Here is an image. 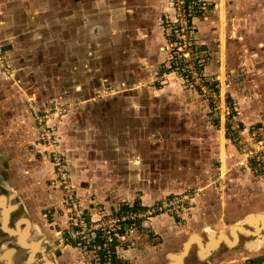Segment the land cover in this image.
<instances>
[{
    "label": "crops",
    "instance_id": "crops-1",
    "mask_svg": "<svg viewBox=\"0 0 264 264\" xmlns=\"http://www.w3.org/2000/svg\"><path fill=\"white\" fill-rule=\"evenodd\" d=\"M68 1L66 8L62 6L66 13L71 14L68 19L63 20V25L67 27L70 23V26L76 30L78 36L75 40L76 46H83L81 35H84V31L89 33L91 31L92 34L93 30L98 31V28L101 32H106L110 27H113L112 29L124 27L125 36L136 38L145 53L157 54L163 51L165 47L163 42H167L161 39V35L167 31L164 28V22L175 18L171 0ZM206 2L209 12L199 15L194 20L198 36L199 58L201 64L206 65L205 74L218 76L222 69L225 70L222 78L223 88L227 91L234 114L245 133H248L252 129H258L261 125L264 126V0H206ZM222 10L223 12L225 10V22L220 21L222 30H219L217 17L219 11ZM121 18L124 21H121ZM96 19V25L93 22L89 23ZM23 20L28 27L27 31L32 30V25H34L32 16L26 13ZM120 22L124 23L123 26ZM51 25V19H45L44 28L41 31L48 30ZM14 33V27L7 29L9 38L12 37L9 42L10 46L0 44V54L7 62V69L12 72L11 80L22 67V64L19 65L16 61L20 58L26 60L29 57L25 58L22 51L24 50L26 54L31 51V42L23 40L24 45H20L21 40L15 41ZM24 33L28 36L27 39L35 31ZM146 35L153 39L157 36L159 40L149 42L139 37ZM66 38L68 37L66 36L64 40ZM158 45L161 46L160 49ZM120 46L115 44L113 48L119 50ZM77 49L72 52L76 53ZM217 51L220 57L215 63L213 58ZM227 52L231 53L229 62H226ZM91 53L93 55V52ZM69 59L68 56L63 60L55 58L54 63H56L53 66L58 67L62 61L66 60L63 63L64 67H71L74 63L69 62ZM92 59L94 55L89 56V60ZM161 59L162 57L157 55L155 60L150 57L144 62L154 67ZM167 62L168 59L165 64L163 62L158 65L157 70L162 71ZM147 63H145L146 66ZM78 68L84 75L83 70H86L87 75L82 80V84L73 83L76 93L72 101H85L83 104L80 103V106L70 103L58 128L61 145L66 154L67 168L84 215L103 210L116 212L126 209V205L134 204L132 200L136 195H141L145 205L150 207L160 202L159 197L176 194L178 190L183 189L184 183L191 184V180L202 178L203 172L198 173L191 163L194 165L198 163L199 161L196 160L201 158L209 148H216L219 142L213 144L210 137L205 136L207 130L213 134V127L208 123L211 115L207 116L205 113L208 107L201 97L192 95L185 89L186 86L181 76L166 79L160 84L159 90L155 86L156 89L150 88L146 94L143 90L137 92L133 88V86L149 82L151 78L145 77L144 74H142L143 77L141 76L142 79H131V82L126 78L117 79L119 77L111 80L108 76L109 80H105V83L112 84L114 87L104 94L101 86L98 85V78L95 77V67L84 63ZM46 76V79L41 78L38 83H43L45 92L40 89L39 85L29 90V95L34 93L33 95L37 97L35 103L38 111H44L45 105L47 107L51 105V102L42 100L44 99L42 93L52 98V92H58V88L53 83L50 88V75ZM3 77L0 69V92H2L0 98L3 100L0 108L9 111L5 115H0V180H3V185L8 192L7 198L13 195L9 200L14 212L9 221V228L15 234L11 232V236H7L6 231L0 232V264H26L28 258H25L31 253L33 254L32 261L42 256V259L35 264H96L87 255L86 259H82L85 253L73 243L59 242L69 219L68 214L64 213L61 208L62 193L51 190L54 175L50 165L40 163L35 167L34 163H25L13 156L17 147L20 150L24 148L20 147L21 139L13 137V140L9 138V133L11 135L15 132L19 133L24 142L29 138L31 142L34 139L36 141V135L35 129L33 133L31 132L33 131L32 126H29L30 131H26L27 126L31 121L33 123V120L28 116L29 112L25 102L19 101V98L17 101L14 100L5 89L15 90L17 84H21V80L18 78L15 83H11L10 80L5 85L1 81ZM149 84L153 85L151 81ZM80 91L82 92L79 93ZM22 93H25L22 95H27L28 92ZM201 110L205 111L202 115ZM165 112L168 113L167 117H165ZM151 117H157L156 121L150 120ZM165 132H168L166 135L170 132L176 133L178 138L176 136L177 139L175 141L173 139L171 144L168 141L159 142L165 139ZM150 135L154 136L156 141L158 140L151 144L153 148L155 146V150L148 149ZM31 149L37 150L34 144ZM191 168L195 170V173L191 174ZM157 176L161 178L154 180ZM147 177L151 180L150 187L140 181ZM162 178L170 181L168 186H161ZM203 180L207 184L203 186L202 182L194 190L203 193L195 196L198 205L193 209L191 220L187 223L192 231H200L201 228L207 227V232L212 235L216 233L214 231L221 229L220 232H226V236L229 237L227 232L235 234L236 230L239 232L245 230L242 225L247 224L249 214L253 217L257 214L261 217L250 220L254 221L256 226L261 227V223H264V194L261 195L264 182L261 180L264 179L257 181L255 177L234 178L230 176L226 180L227 185L224 184V188L219 191L218 188L208 185L210 179ZM118 182L124 185L123 190L127 192H122V189L115 190ZM178 184H181L182 188H179ZM135 186L140 187V192L133 189ZM189 189L191 190V187ZM146 193L150 198H147ZM216 195H222V197L218 200ZM254 196L257 198L260 196L262 199L253 201L251 197ZM52 219L55 223L51 221ZM233 220L237 222L233 224ZM153 221L160 224L157 222L160 221L157 216L152 218L151 223ZM154 222L153 227H155ZM170 222L174 223L173 220ZM147 223L143 221L136 226L138 228L141 225L144 230ZM158 225H156V230H158ZM245 240L248 241V238ZM227 241L225 242L228 243ZM124 245H120L117 249L119 250ZM247 245L248 243L241 245V242L232 244L231 251L235 253L234 257L239 258L244 255L243 253H247L249 251ZM145 246H147V241L139 238L133 241L132 248L143 249L146 248ZM158 247H164V242H161ZM48 252L53 256L52 259L47 256ZM122 252L125 254L126 251ZM142 252L146 256L149 253L143 250ZM258 253L260 254L253 256L259 260L255 264L262 263L261 258H264L263 251H258ZM218 258H209L208 263L221 264V261L226 259V255ZM46 260L49 263H46Z\"/></svg>",
    "mask_w": 264,
    "mask_h": 264
},
{
    "label": "rangeland",
    "instance_id": "rangeland-1",
    "mask_svg": "<svg viewBox=\"0 0 264 264\" xmlns=\"http://www.w3.org/2000/svg\"><path fill=\"white\" fill-rule=\"evenodd\" d=\"M68 0H0V30H1V36H0V44L3 45H9L10 42V37L7 34V29H12L14 27L15 29V33L13 34L15 36V41L17 40H21V44L20 45H24V41L26 42H31V51L29 54H26L24 52V50L22 51L24 53V57L27 58V56H29L26 60L25 59H18L16 61V63H18L19 65L22 64V67L20 68V70L17 72V74L15 75L14 79L11 80L12 76V72H10V69H7V62L5 60H3L2 58V54H0V69L3 72L4 75V80L3 78H1L2 83H4L5 85H7L8 81L11 80V83H15L16 80L19 78L21 80V84L18 85L15 88V90H11L9 88H5L6 91L8 92L9 95H11L14 100L17 101V98H19V101H24L25 105L27 107V110L29 112V115L31 117V119L33 120V123L31 121L30 125L27 126L26 131H30V127H33V131H31L32 133L34 132L35 129V135H36V141L35 139L31 142L30 138L29 139H25V142L23 140V137H20L19 133L12 134L9 133L8 135H10L9 138L13 139L17 138V139H21L22 143L20 144V147L24 148V150H20L19 147L16 148V151L14 152L13 156L16 158H18V160H21L22 162L25 163H34V166L37 167L38 164L40 163H48L50 165V167L52 168L53 171V175H54V180L51 184L52 191H58L61 192V190L58 189L57 187V178L55 176V171L53 170L52 167V163L51 160L49 158V155H47L44 151L40 150V146H41V142L39 140V133L37 132L39 129V126H37L36 121L32 115V111L37 109L36 103L35 101L37 100L36 95H33L34 93H32V96L29 95L30 93L28 92L30 89H32L35 86H40V89L44 91L43 88V83L39 81H41V78H45V75L49 74V81L50 82V88L52 83L58 88V92H52V98H49V96H47L46 94L42 93V100H47L49 102H51V107L50 106H46L45 105V110L44 111H38L40 112V114H44V115H40V116H45L46 114L49 116L50 113L52 115H54L52 112H54L56 110V108H65L64 109V113H60V114H56L55 117V121L53 122H49V125H56L55 127V135H58V142L56 144V147L58 150H61V152L64 155V159L66 161V154L62 148L61 145V141H60V132H59V128L58 125L61 123L62 121V116L67 112V110L69 109V106L71 104H74L75 106L79 105L80 103L83 104V102L85 101H72V99L75 97L74 93H76V90L73 87V83L74 82H78L77 85L82 84L84 80V78L86 77L87 73L86 70H83L85 72V75L81 73V70L78 67H82L84 65V63L90 64L91 66L95 67V77L98 78V85L101 86L102 89V93L106 94L109 92V90L111 89L112 84H107L105 83V80H107L108 76H110L109 78H111V80L114 78H117L115 76L109 75L111 73L114 74H118L119 78L117 79H121L124 78L123 73L124 71H126V68L120 64V62L122 61V56L118 57H114L111 56V51L113 50V46L115 44H120L123 43V45H127L128 47H130L131 51H132V57L137 59V60H132L133 61V69H132V73L130 76V79L128 81L131 82L132 80H137L139 77V66H140V62H142L143 64L147 63L144 62V60H149L150 57H153L155 60V57L158 55V57H162L161 59V63L156 62L157 65H155L154 67L149 65V63H147V67L149 70L144 72L145 77H149L151 78L149 80L148 83H145L143 85H138V86H133V88H135V90L137 92L143 90V92L146 94V91H150L151 89H156L155 86L157 87V89L159 90L160 84L166 80H164L162 78V72L158 71V65H161L163 62L165 64L166 60L168 59L167 64L170 62L169 61V49H168V45H169V34H170V26L167 25L164 22V28L165 30H167L165 33H163V35H161V39L167 40V44L163 42V45H165V47L163 48V51L161 52H157V54L153 55L151 53L149 54H143V52H141L140 50L144 51L143 47L136 41V38L134 37H127L124 34V30L121 28H117V29H112L111 27L109 28V30H107L106 32H101L100 29L98 28V31L93 30L92 34L91 31L90 33L87 31H84V35H81L82 38V45L83 46H76L75 45V40L78 37L76 30L70 26V23H68V26L65 27L63 25V20L68 19V16L71 13H66V11L63 9V6L66 8V4L68 3ZM63 5V6H62ZM39 11V12H36ZM34 12V14L32 13ZM174 12V11H173ZM26 13H29L30 16H32V20H34V25H32V30L35 31V33L29 35V38L26 39L25 33L24 32H32V30L27 31L28 27L27 25L24 24V16ZM50 13V14H49ZM225 13V10H224ZM98 18V16H97ZM45 19H51L52 21V25L50 27H53L52 29L48 30H42L44 28V20ZM121 21H124L123 18H121ZM173 20V19H172ZM217 21H218V25H219V30H222L221 25H220V21L221 23H224L225 21H223V19L221 20L220 16L217 17ZM94 23L96 25L97 19L95 21H90L89 23ZM121 26H123V22H120ZM193 27H194V34H193V48L196 52L199 53L198 50V44H197V33H196V29H195V25L193 23ZM26 33V34H27ZM68 37L64 40L65 37ZM140 39L145 38L146 40H148L149 42H153L157 39V36L155 39H153V37H149L148 35L146 36H139ZM219 38H220V33H219ZM169 39V40H168ZM66 44H71V46L69 48H65V50L62 52L61 51V47L63 45ZM77 44V43H76ZM220 44L218 43V46ZM158 49L161 48L160 45H158ZM80 47V48H79ZM81 47H83V49H81ZM77 49V52H72L73 50ZM219 50V49H218ZM94 55V59L89 60V56H93ZM75 53V54H74ZM231 55V53L227 52L226 53V62H229V56ZM138 55V56H137ZM69 57V62L74 63L71 67H64L63 63L66 61H62L60 63V65H58V67L53 66L55 63V58L57 59H65L66 57ZM200 56V53H199ZM218 51L215 53V56L213 58V62L217 63L218 62ZM164 58V60H163ZM115 63V64H114ZM57 66V65H56ZM202 66H206L203 65ZM216 67L218 68V64L216 65ZM38 68V71L36 72H40L39 73H35V70ZM217 70V69H216ZM88 71H90L88 69ZM204 74V78L205 80H207L208 84H215L218 82V76L217 75H208L207 73ZM18 75V76H17ZM39 75V76H37ZM32 77L31 83L33 85H29V84H25V79L26 77ZM23 81V83H22ZM150 81L152 82V84L154 85H150ZM185 84V89L190 91V94L192 93V95H196L197 97L199 96L198 94H196L193 90V88H191L190 85L187 86V84L185 82H183ZM135 84V82L133 83V85ZM107 85V86H105ZM150 85V86H149ZM16 86V85H15ZM66 86V87H65ZM87 86V85H86ZM84 86V87H86ZM105 86V87H104ZM109 86V87H108ZM61 87V90H60ZM65 87V88H64ZM77 88L79 86H76ZM12 88V86H11ZM3 89V90H5ZM14 89V88H13ZM105 89V90H104ZM21 92V93H19ZM22 92H28L27 95H22L25 93ZM82 91H80L79 93H81ZM116 92V91H115ZM161 93V92H160ZM98 94V92H97ZM225 94L226 96H228L227 91L225 90ZM0 96H2V92H0ZM47 96V98H46ZM88 96V95H87ZM200 99V98H198ZM203 99V98H201ZM28 100H32V106L31 108L28 106ZM2 98H0V104L2 103ZM228 101L231 103V101L229 100V96H228ZM203 102L206 104V106L208 107V109L206 110V115L210 116L211 115V119L208 120V123H210V125H212V129H213V134L209 133V130H207L206 133V137H210V139L212 140L213 144H218V146L216 148H209L207 151L204 152V155L199 158L196 161H199L198 163H196L195 165L193 163H191V165L195 166L196 170L203 172V176L202 178H198V179H194L191 180V184L189 183H184L183 184V189L178 190L176 192V194H171V195H165L160 198V202L156 203V204H160L165 202L168 198H172L174 196H188V199H185V203L182 204L183 208H179V215H170L168 213H156L154 214L152 217L144 220V222H148L150 223L148 226L145 227V229L143 230L141 226H139L137 228L136 225H133L131 227L132 229V233H128L123 240H120L118 238H115V243H114V247H115V253L118 254L119 256L122 254L124 255V253L122 251H126L125 254L127 255H133V251L134 248H132L133 244L129 243L131 240L133 239H139L142 238L140 237L142 234L145 237L146 233H150L149 236H152V239H150V241H155L157 243V241L161 240L162 243L164 242V247L158 249L160 253H165L167 251H177L180 249V247L183 245V243L187 240V238L193 234L194 231H192V228L187 226V223L189 222V220H191V216L193 215V212L195 209V207L198 205L196 203V198L195 196L203 193V192H196L194 190H196L200 184H202L203 179H210L208 182V185H210L211 187H216L218 188L219 191V185H218V176L220 174V167L225 164V171H224V179H222L221 184H226V180L228 177L233 176L234 178L236 177H242V176H249V177H255L257 178V181H260L261 179H264V173H259V174H255L253 173V171H251L250 168H246L243 164L245 162H249L248 161V154L247 152H245L243 149L237 148L235 146H233L232 144H227V141L225 143H222V146L220 147L222 138L220 137V133L218 132V123L215 119V117L213 116L211 112V109L208 105V102L205 101L203 99ZM71 103V104H70ZM197 106V105H196ZM198 108V106H197ZM231 108V105H230ZM8 110L5 109H1L0 108V115H5L7 114ZM201 115L204 113L203 110H201ZM209 113V114H208ZM168 116V113L165 112V117ZM54 117V118H55ZM150 120L152 119V121H156L157 117H151L149 118ZM264 126L261 125V127H258V134L260 135V137L263 138V145H264V131H263ZM52 133V132H51ZM168 132L164 133V137L165 139H161L159 142L162 141H168L171 144V141L174 139L178 138V134L176 133H172L170 132L168 135H166ZM29 135V134H28ZM54 135V134H53ZM54 135V136H55ZM177 136V138H176ZM216 136V137H214ZM163 137V138H164ZM14 140V139H13ZM149 140H150V144L148 149L149 150H155V146L153 148V146L151 145L152 143H155L156 138L152 135L149 136ZM20 141V140H18ZM28 141L31 143V146L34 144L35 147L37 148L36 151H33V149H31L30 143H28ZM158 141V140H157ZM156 141V142H157ZM162 146V145H161ZM174 146V145H173ZM224 153V159L221 157V153ZM16 158V159H17ZM220 159L222 160V163H220ZM192 161H195V159H192ZM67 162V161H66ZM68 166V165H66ZM23 167V166H21ZM195 173V170H193L191 168V174ZM28 178V177H27ZM161 178L159 176H157L155 179ZM163 180H161V186H168L170 181L169 180H165L166 178H162ZM141 182H143L144 184L147 185V187L151 186V180L147 177L146 179L144 178V180H140ZM224 181V183H223ZM182 182V181H180ZM261 182H264V180H261ZM207 184L206 182H203V186ZM0 185L1 187H4L3 183H1L0 181ZM179 188H182L181 184H178ZM224 186V185H223ZM39 187V185L37 184V188ZM121 187V188H118ZM124 185H121L120 182H118V185L116 184L115 190H121L122 192H127V190H123ZM191 187V190L188 188ZM228 188H229V184H228ZM114 189V188H113ZM133 189H135L136 191L140 192V187L139 186H135L133 187ZM175 189V188H174ZM164 190V189H163ZM188 190V191H187ZM191 191V192H190ZM1 193H5L3 191H1ZM225 193V192H222ZM53 194V192H52ZM148 195V193H146ZM219 194V193H217ZM264 194V187L261 189V195ZM216 197H218L216 195ZM140 198H142L141 195H136L134 197V199L132 201H134V204L139 208L140 204H144V208L146 210L148 209H153L155 208V204L153 206L147 207L145 205V201H140ZM147 198H150V196L148 195ZM201 198V196H200ZM199 198V199H200ZM255 196L251 197V199L253 201H255ZM143 199V198H142ZM198 199V200H199ZM262 198H259L258 200H261ZM195 200V202H194ZM219 200V198H218ZM180 207V205H179ZM63 211V210H62ZM64 212V211H63ZM66 213V212H64ZM159 217L160 221H157L158 223H160L159 225L155 224V227L152 226L151 220L154 217ZM170 220H173L174 223H171L170 220H168L169 218ZM70 218V216L68 215V219ZM51 221H53L55 223V220L52 219ZM233 224H235L236 220H233ZM237 222V221H236ZM166 223H168V225H166ZM68 225L69 222L67 224V227L65 228L64 233L61 234V236H64L65 233L68 230ZM156 225H158V231H160L161 226H163V228H166L167 226H174L173 230H174V241L175 243L172 242H167L165 240V238H161L162 235H164L166 237V231L164 234L162 235H156L154 233V231L156 230ZM55 229V228H54ZM56 230V229H55ZM142 233H140V232ZM201 231V230H200ZM197 231V232H200ZM62 232V231H61ZM156 235V236H155ZM125 244L124 247L119 248V250L117 249L120 245ZM167 244V245H166ZM146 248H143V251L146 252H150L153 251L156 248H151V244L149 242H147V246H145ZM159 248V247H158ZM182 248V247H181ZM123 249V250H122ZM130 249V252H129ZM230 256L226 257L225 260H223V262H221V264H255L253 262H251V257L255 256L257 253V250H250L247 253H243L244 255L239 257V258H235V253H233L232 251H230ZM89 253L93 254L89 257L91 260L94 261V257L95 254L93 253L92 250H89ZM260 254V253H257ZM98 255V254H97ZM100 257V255H98ZM149 254H147L146 256V260H149ZM126 257V256H125ZM82 259H86V254L82 255ZM262 260V264H264V258H261ZM240 261V262H239Z\"/></svg>",
    "mask_w": 264,
    "mask_h": 264
},
{
    "label": "built area",
    "instance_id": "built-area-1",
    "mask_svg": "<svg viewBox=\"0 0 264 264\" xmlns=\"http://www.w3.org/2000/svg\"><path fill=\"white\" fill-rule=\"evenodd\" d=\"M171 3L175 18L171 21L165 20V23L170 26L168 36L170 39L168 45L170 62L163 67L162 78L166 80L173 76H181L182 81L187 86L190 85L199 97L208 102L218 123V132L222 138L221 143L227 141V144L243 149L247 152L249 161L243 165L250 168L255 174L264 173L263 138L258 134V129H252L245 133L232 107L230 108L222 84L225 70L221 68L222 71L218 74L217 83L208 84L203 74L206 67L202 66L199 53L193 48V23L199 15L209 12L208 3L206 0H171ZM32 104V100H28L30 108ZM64 109L56 108L52 112L54 115L50 113L49 116L47 114L40 116L44 114L31 109L36 124L39 126L37 132L41 142L40 148L49 155L57 178V187L62 193L61 208L70 216L68 230L64 236L60 237L59 242L63 244L73 243L87 256L93 255L89 253V250H92L95 258L100 255L101 264H113L112 245L115 238L123 240L129 232L132 233L131 227L133 225L143 222L156 213L179 215V208H183L182 204L185 203V199L189 200V197L185 195L174 196L163 203L155 204V208L148 210L144 208V204H140L139 208L136 206L131 210L120 209L116 212L103 210L84 215L64 155L56 147L58 142V135H55L56 125H49V122L55 121L56 114L64 113ZM221 157L225 158L223 151ZM220 163H222L221 159ZM219 169L218 185L219 189L222 190L224 186L221 181L224 179L225 164ZM140 201L143 199L140 198ZM122 231L124 232L120 234Z\"/></svg>",
    "mask_w": 264,
    "mask_h": 264
},
{
    "label": "flooded vegetation",
    "instance_id": "flooded-vegetation-1",
    "mask_svg": "<svg viewBox=\"0 0 264 264\" xmlns=\"http://www.w3.org/2000/svg\"><path fill=\"white\" fill-rule=\"evenodd\" d=\"M36 12H39V11H36ZM34 14V12H32ZM113 28V27H112ZM121 29L124 30V27H121ZM119 45L120 48L119 50L117 48H113V50L111 51V56H113L112 58L114 57H120L122 56V61L120 62L121 65H123L125 68H126V71H124L123 73V76L124 78H126L127 80L130 79V76H131V73H132V69H133V59L134 60H137L135 58L132 57V51L130 49V47H128L127 45H123V43H120ZM71 46V44H66V45H63L60 49L61 51L63 52L65 50V48H69ZM141 52H143V54H146L144 51L140 50ZM151 54L155 55L154 52H151ZM138 56V55H137ZM115 64V63H114ZM148 67L143 64L142 62H140V66H139V78L142 79V74H144L143 72L145 70H147ZM109 75H112V76H115V77H119L118 74H114V73H111ZM142 76V77H141ZM109 80V79H107ZM107 83V82H106ZM4 180H6L5 178H3ZM1 183H4L3 180H0ZM224 185V184H223ZM4 189V192H7L5 187L3 188ZM223 195V194H222ZM222 195H219L218 198H221ZM259 198H261L260 196L257 198L255 197V201H257ZM243 228L248 231H252V229H249V227L246 225V224H243L242 225ZM174 226H172L171 228H160V231L156 230L154 232H156V235H162L165 233L166 231V237L164 235L161 236V238L163 239V237L165 238V240L168 242H172L174 241V238H173V235H174V230H173ZM207 228V227H206ZM206 228H201V231L200 232H193V234H196L198 235V237L201 239V244H206L208 243V240H210L212 238V240L214 242H217L218 244H220L218 246V248L212 253V255H210L209 258H218L220 257L221 255H226V257H229L230 256V252L229 250L231 251L232 247H229L228 244L225 242V241H222V238H220V233L223 232V234L226 235V232L221 231V229H219V231H214L215 234H212V236L207 232ZM211 228V227H210ZM212 231V230H211ZM235 234L231 233V232H227V235L229 236L228 238V243H231L234 244H238L241 242V245L243 243H250L252 242L253 245H255L256 243H259V244H256V250L258 251H263L261 250V247L259 246H263L264 244H260L261 240H258V238H248V241L245 240V236L244 233L242 232H239L238 230H236V232H234ZM149 232L146 233L145 237L143 236V234L140 236L142 237V239L146 240L147 242H149L150 244H152V247L151 248H156L154 249L153 251H150L148 254H149V260H146V255L143 254L142 252V249L141 248H137V249H134L135 251H133V255L131 254L130 256L127 255V254H124L122 257L120 256V258L123 260V262H127L128 264H180L179 261L177 262H171L168 260L167 256L168 254H171V253H178L180 250H181V247L179 250L177 251H167L165 253H160L158 249H160V247L158 248V246L160 245V243L162 242L161 240L157 241V243L155 241H150V239H152V236H149ZM155 235V236H156ZM1 237V235H0ZM6 237V236H4ZM211 237V238H210ZM7 238V237H6ZM8 239V238H7ZM133 241H135V239L131 240L129 243L133 244ZM250 241V242H249ZM156 245H155V243ZM255 242V244H254ZM137 247H140V245H137ZM257 251V253H258ZM221 252V254H220ZM264 252V251H263ZM255 253V254H257ZM220 254V255H219ZM264 254V253H263ZM219 255V256H218ZM126 256V257H125ZM208 256L205 257L204 259H199L198 256H197V247H196V244H192L191 245V248L189 250V253L187 254V256L184 258L183 260V263L181 264H209L208 263V260H209ZM219 259V258H218ZM94 261L96 262V264H101V257H97L94 259ZM257 261H259L257 258H253L251 257V262L253 263H256ZM223 262V261H221ZM262 264V263H260Z\"/></svg>",
    "mask_w": 264,
    "mask_h": 264
},
{
    "label": "water",
    "instance_id": "water-1",
    "mask_svg": "<svg viewBox=\"0 0 264 264\" xmlns=\"http://www.w3.org/2000/svg\"><path fill=\"white\" fill-rule=\"evenodd\" d=\"M3 188L4 187H1V185H0V232L2 233L4 231H6V235L7 236L8 235L11 236V232H13L15 234V232L11 228H9V221L12 219L11 216L14 213L13 212V207L9 204V200L12 198L13 195L11 194V196L7 198L8 192L1 193V191L4 192ZM1 199H3L2 202H1ZM252 218H261V217L259 215H257V214L254 215V217H253L252 214H249V216L247 218V221H246L247 222V224H246L247 226H248L249 223H254L253 221H250ZM11 224H13V222H11ZM249 229H252V231H250V230L242 231V233L247 234L245 236V238H256V239L258 238V240H261L260 244H264V242H263V239H264V223H261V227L259 229L258 228L255 229L253 227H249ZM219 236L222 238V241L228 240V237L225 234H223V233H221ZM200 241H201V239L198 237V235L191 234L187 238V240L183 243L182 248H181V250L178 253L168 254V256H167L168 260L171 261V262L179 261V263L181 264L182 260H184V258L189 253L191 245L194 244V243L196 244L197 256H198V258L200 260L204 259L207 256L212 255V253L219 246L217 242H214L212 240V238L210 240H208V243H206V244H203V243L201 244ZM227 244H228L229 247L232 246L231 243H227ZM254 244H255V242H254ZM256 244H259V243H256ZM255 245L253 246V248L249 249V251L256 249ZM259 247H262L261 250L264 251V245L263 246H259ZM27 256L28 257L25 258V259L28 258L26 264H35L36 262H39L38 260L42 259V256H38L35 261L34 260L32 261V259H33V254L32 253L30 254V256L29 255H27ZM47 256H50L49 259H52V257H53V256H51L50 252L47 253ZM46 263H49V261L46 260ZM40 264H42V263H40Z\"/></svg>",
    "mask_w": 264,
    "mask_h": 264
},
{
    "label": "bare ground",
    "instance_id": "bare-ground-1",
    "mask_svg": "<svg viewBox=\"0 0 264 264\" xmlns=\"http://www.w3.org/2000/svg\"><path fill=\"white\" fill-rule=\"evenodd\" d=\"M100 7H102V6H100ZM221 13V14H220ZM218 16H220V18H221V20L223 19V21L225 20V18H224V12H223V10L220 12L219 11V13H218ZM36 71H38V68L35 70V73H39L40 74V72H36ZM37 76H39V75H37ZM47 78V76L45 75V78H43V79H46ZM42 79V80H43ZM31 80H32V77H29V76H27L26 77V79H25V84H29V85H33L32 83H31ZM23 83V82H22ZM28 92H30V91H28ZM32 95V94H31ZM2 200L3 199H1V202H2ZM254 222V221H253ZM248 226L249 227H253V228H255V229H259L260 227H258V226H256L254 223H249L248 224ZM221 238V237H220ZM263 242H264V239H263ZM253 244L251 243V244H248L247 245V247L249 248V249H251V248H253Z\"/></svg>",
    "mask_w": 264,
    "mask_h": 264
},
{
    "label": "trees",
    "instance_id": "trees-1",
    "mask_svg": "<svg viewBox=\"0 0 264 264\" xmlns=\"http://www.w3.org/2000/svg\"><path fill=\"white\" fill-rule=\"evenodd\" d=\"M173 8V7H172ZM228 97V96H227ZM212 113V112H211ZM125 207H127L126 209H134L136 208V205H126ZM141 226V225H140ZM124 231L120 232V234H122ZM115 247H114V241H113V245H112V251H113V264H128L127 262H123V260L120 258V256L118 254L115 253Z\"/></svg>",
    "mask_w": 264,
    "mask_h": 264
}]
</instances>
